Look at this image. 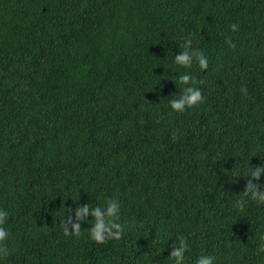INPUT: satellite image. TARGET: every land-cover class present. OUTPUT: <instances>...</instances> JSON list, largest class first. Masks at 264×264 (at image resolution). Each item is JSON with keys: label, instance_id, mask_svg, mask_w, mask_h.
Segmentation results:
<instances>
[{"label": "trees", "instance_id": "obj_1", "mask_svg": "<svg viewBox=\"0 0 264 264\" xmlns=\"http://www.w3.org/2000/svg\"><path fill=\"white\" fill-rule=\"evenodd\" d=\"M260 164L264 0H0V264H264ZM110 198L119 238L65 231Z\"/></svg>", "mask_w": 264, "mask_h": 264}, {"label": "clouds", "instance_id": "obj_2", "mask_svg": "<svg viewBox=\"0 0 264 264\" xmlns=\"http://www.w3.org/2000/svg\"><path fill=\"white\" fill-rule=\"evenodd\" d=\"M232 28L235 30L238 28L237 24H233ZM192 39L185 38V44L181 53L175 55V61L179 65L190 66L194 61H198L202 67H207L208 58L202 50L190 51L189 46L192 45ZM181 81L189 82L193 79L190 72H186L179 77ZM246 91V89H245ZM203 99L202 89L195 87L192 84H188L183 91V95L180 98H174L170 101L171 107L177 111H182L186 106H191L197 104ZM250 177L255 179H248L246 185V191L251 195L253 199H258L264 202V190L259 183L262 176H264V164L254 166V168L249 173ZM91 214L95 218L93 227L91 228L92 238L103 242L107 237L119 238L122 235L120 229L122 225L115 222V220H110L108 218L115 217L119 211V202L115 199H109L107 201L106 207L96 206L94 208L89 205H83L77 209V221L73 223V229L69 230L67 225H65V231H79L81 228V223L79 222L86 214ZM9 213L6 209L0 208V242L7 239L9 235L8 228L5 227ZM189 248V244L186 240H181L179 245L173 248L171 257L175 258V264H183L185 259L186 251ZM9 254V249L6 246H0V256H7ZM196 264H215L214 257L211 255H201Z\"/></svg>", "mask_w": 264, "mask_h": 264}]
</instances>
